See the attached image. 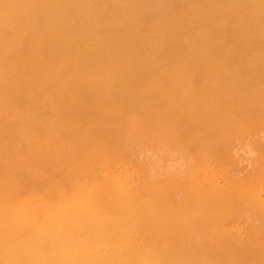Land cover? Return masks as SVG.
Returning a JSON list of instances; mask_svg holds the SVG:
<instances>
[{
  "label": "bare ground",
  "instance_id": "1",
  "mask_svg": "<svg viewBox=\"0 0 264 264\" xmlns=\"http://www.w3.org/2000/svg\"><path fill=\"white\" fill-rule=\"evenodd\" d=\"M262 63L264 0H0V264H264L254 230L240 243L216 229L222 246L208 255L174 241L243 215V184L238 214L222 191L215 204L199 199L200 183L182 185L178 202L172 188L130 177L55 192L113 156L137 109L148 128L176 126L194 164L208 150L233 165L240 141L228 133L264 108ZM219 134L224 144H210Z\"/></svg>",
  "mask_w": 264,
  "mask_h": 264
},
{
  "label": "rangeland",
  "instance_id": "2",
  "mask_svg": "<svg viewBox=\"0 0 264 264\" xmlns=\"http://www.w3.org/2000/svg\"><path fill=\"white\" fill-rule=\"evenodd\" d=\"M224 28H226V27H224ZM227 38H228V36H227ZM227 38L225 36L224 39H227ZM254 40H255V42H254ZM254 40H251V41H253L251 43V45H254V43H256L255 46H253V47H255V49L251 50L252 53L258 52L259 49L261 47H263L257 43L256 39H254ZM230 41H231L230 44H233V42L235 43V40L233 41V39ZM184 42H187V41H184ZM190 42H192V41H190ZM183 45L187 46L189 44L183 43ZM200 45H202V44H200ZM259 46H261V47H259ZM199 47H201V46H199ZM256 47H258L259 49H256ZM251 52H248L247 55L248 56L252 55L255 57V53L250 54ZM181 62H183V61H181ZM262 65H264V63H262ZM182 66H183V63L181 64V67ZM196 77L197 76H195V79H196ZM168 96H169V94H165L163 96V98H164L163 100H165L166 97H168ZM178 96L180 97V95H178ZM178 96L176 97L177 99H179ZM142 107H143V109H142ZM142 107H140V108L142 110H144L145 106H142ZM139 110L137 109L136 110L137 112L135 111L136 115L138 117H136V115L131 114L128 117L129 120L126 119L127 122H126L125 129H124L125 132L121 138H118V139H120V141L118 140V142H115V143H117L116 144L117 147L113 148V151H114L113 156L112 157L108 156V160L105 159V160H107V162H104V158L99 159V161L102 160L104 163L101 162L102 164L98 165V162H97L96 163L97 166L96 165L95 166H89L86 170L80 171L79 177H70L67 181H64L63 184L55 192H57V193H74V191H77V190H78V192L79 191L86 192V190L89 186H95L97 184L105 185V186L109 185L111 183V180L114 178V176H116L115 178L120 179L122 182L126 181V179H125L126 177H128V178L130 177L131 179L130 178L129 179H130V181L132 183L131 185L133 187L136 185H139L141 181L146 180L151 184L157 183L156 186L162 187L164 189L167 188L164 191L161 190L162 192H165L168 189L172 188L173 193L176 192V194L174 195L175 196L174 200L176 202H178L180 197L182 196V194L185 193V190H183V189L180 190V188H183V186H184V187H187L188 189H194L200 183V185L203 187V189H198L194 192V193L200 192L199 199L204 197V195L206 196L208 194L207 195L208 197L206 196L207 198H209V200H207V202L210 201L209 203L215 204V203H217V201H215L216 198L214 195H216L218 192L222 191L221 194L218 193L220 195V200L222 197V202L224 204H227L228 206L230 205L231 209H233L235 207V209H233L234 211L236 210V205H237L240 208V209L238 208V210L236 211L237 214H238L239 210H241V208H243L244 206H246L245 207L246 209L245 208L242 209L243 215L241 214V212H239L238 216L237 215L234 216V219H230V216L232 217V215H230V216L228 215L229 220L224 219L225 221L219 220V218L216 217L217 221L215 220L216 224L213 227H210L211 226L210 225V226H206L204 228H201L202 227L201 226L200 228H198V230L196 229V232L198 234H200V232H201V234L203 236L202 238H199V237L189 238V236L175 238L174 241L177 245H181L183 243H186L187 247L198 248L200 251H204L208 255L211 252V250L220 248L222 246V243L220 242V240H218L215 237V235L217 233L215 230L218 228L224 229L225 234L229 233L230 235L231 234L235 235L240 243L249 242L251 240L250 237L253 236L252 233H254V232L258 233L261 236H264V217H262V216H264V210H263L264 209V153H263L264 151L259 150L256 146V144H258V143H259L258 145L264 144V108L257 110L255 113V116H250L246 120L244 119L245 121L241 120L243 123L239 122L237 125H234V126L238 127L237 128L238 130H239V124H240V126H242L243 130L246 128V130L243 131L246 133L242 132L243 136H242V133L240 134L241 136L239 135V131H238V137H234L235 135L232 136L233 134H230V133H232L231 130L233 131L235 129V127H234V129L230 130V133H228L229 131L227 132L229 134V135H227V138L231 142L237 140L235 143L233 142L234 146L237 145L240 141L238 148H236L237 146L234 148L241 149V150H239L238 153L235 154V152H237V150L234 148H231L233 151V154L236 155V156L234 155L235 159L233 156H232V159L237 161L240 158L239 161L240 160L241 161H240V164H237V166H236L234 160H231V162L233 161V165L228 166V164L225 163L228 167L225 166L224 164H222V162L220 163V167L218 166V164L222 158L221 159L217 158V160H219L218 163L214 162L216 157H218V155H215V156L213 155V157H215V159L213 158L214 161H213V159L205 157V156L209 157V155H208L209 151L207 149L210 146V144L214 145V143H219V141L221 139H223V138L225 139L226 136L224 137V134H223V137L221 136L222 134H219L222 138L215 136L216 137V139L214 138L215 141L213 140L207 146V148H205L206 146L205 147L203 146L207 150L206 151L207 153L205 151L203 152V155L205 154V156H203V159L201 157L202 162H200V164H198V163L194 164V161H195L194 158H196V157H193L194 152H192V150L190 149V145L188 146V143L184 142L181 139L182 137L178 134L177 130L175 129L176 126H172V124H171L169 126H164L163 128L156 129V128H153V125H151L152 127L148 128L147 127L148 124L145 123V121H143V119H142V121L145 123V126H146L145 127L144 123L142 121H140V119H139V115L142 114L141 116H143L144 113H141L142 111H139ZM135 112H134V114H135ZM137 118H138V120H137ZM140 122H142L143 124L140 125L141 124ZM240 131H242V130H240ZM233 133H234V131H233ZM236 136H237V134H236ZM239 136L241 138H239ZM218 138H219V140L217 142L216 140ZM232 138H235V140H231ZM237 138H239L240 140ZM121 139H123V140H121ZM219 144H224V143H222L220 141ZM233 145H230V146H233ZM259 147L261 149L262 146H259ZM204 148H201L202 151L204 150ZM229 149L230 148H228V150ZM262 149L264 150V145H263ZM135 151H136V153H135ZM226 151H227V149H226ZM127 152H128V154H126ZM107 153H110V151ZM212 153L216 154V152L215 153L212 152ZM135 154H137L139 156L137 157V155H135ZM222 154L226 155L227 153L225 151H223ZM233 154H231V155H233ZM210 155H211V153H210ZM142 156H144V158H142ZM166 156L168 157V161H167ZM194 156H195V154H194ZM179 157L181 160L179 159ZM223 157H224V155H223ZM225 157L228 158L227 156H225ZM236 157H237V160H236ZM175 158H177V159H175ZM143 159H145V160H143ZM164 160H165V162H163ZM196 160H200V159L197 158ZM223 160H221V161H223ZM226 160H228V159H226ZM166 161H167V163H166ZM229 162H230V160H229ZM136 163H138V164H136ZM237 163H239V162L237 161ZM92 165H94V164H92ZM109 165H110V167H109ZM168 165H169L170 169L168 168ZM131 166H132V168H131ZM173 167H175V169ZM217 167H219V168H217ZM221 167H223V169ZM224 167H227V168H224ZM120 168L122 171L120 170ZM104 169H105V171H104ZM203 169H205V170H203ZM99 170H100V172H99ZM202 172H204L205 175L204 174L202 175ZM130 174H132V176ZM119 175L121 176V178L119 177ZM213 175H214V177H213ZM172 184H174V185H172ZM242 184H243V186H242L243 189L241 190V189H239V186H241ZM177 185H179L180 187ZM233 185H234V187H233ZM190 186H192V187H190ZM210 187H212V188H210ZM222 187H224V188H222ZM234 188H236L237 190H235ZM217 189H220V190H217ZM214 190L216 192L217 191L218 192L215 193ZM240 190H241L242 194L240 193ZM202 191H203V196H202ZM204 191L206 194H204ZM237 191H239V193L242 195V196L241 195L240 196L243 197V198H241L239 196V193H238V196L240 197L239 199H241V202H242L241 205L243 207H241V205L239 206L240 200H237L238 199L236 197ZM247 191H248V193H247ZM211 193H213V194H211ZM206 197H205V199H206ZM228 198H230L232 200H230ZM224 199H226V200H224ZM234 202L236 203L235 206H234ZM220 208H222L221 205H220ZM213 210H218L217 215L225 214V212L221 211L220 209L215 208ZM233 210H232V212H233ZM236 212H234L233 215L236 214ZM244 213H246V214L244 215ZM213 215H214V213H213ZM208 216L212 217L211 215H208ZM222 216H221V218H222ZM224 216H227V215H224ZM240 216H242V217H240ZM212 218H214V217H212ZM209 220H211V219L209 218ZM218 220L222 221V222L219 223ZM212 221L214 223V220H212ZM258 225H259V228H257ZM212 228H213V230H212ZM254 228L257 230H255ZM234 229H236V230H234ZM240 229H243V231ZM260 229H262V230H260ZM253 230H254V232H252ZM242 232H244L243 235H242ZM207 234L210 236V237L208 236L209 237L208 239L206 238ZM212 237L215 239H213ZM138 242L142 243L141 240H139V239H138ZM150 248L155 249L152 246Z\"/></svg>",
  "mask_w": 264,
  "mask_h": 264
}]
</instances>
